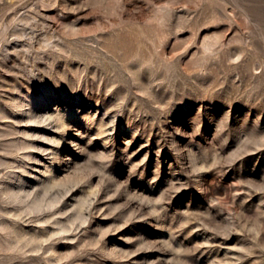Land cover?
<instances>
[{
  "label": "rangeland",
  "instance_id": "obj_1",
  "mask_svg": "<svg viewBox=\"0 0 264 264\" xmlns=\"http://www.w3.org/2000/svg\"><path fill=\"white\" fill-rule=\"evenodd\" d=\"M0 264H264V0H0Z\"/></svg>",
  "mask_w": 264,
  "mask_h": 264
},
{
  "label": "bare ground",
  "instance_id": "obj_2",
  "mask_svg": "<svg viewBox=\"0 0 264 264\" xmlns=\"http://www.w3.org/2000/svg\"><path fill=\"white\" fill-rule=\"evenodd\" d=\"M33 101L31 100L29 103L31 104ZM16 106H19V104H16ZM44 115V114H43ZM67 113H62L60 111H57L56 114H54L53 112L52 113H48V115H46V117L44 118L45 120L48 119V118H54V120L56 121V126L57 127H60V126H65L66 123L68 122L67 120ZM28 120H34V121H41L38 119L37 115L35 114H31L29 117H28ZM27 146H31V144H26V147ZM26 155H29V152L26 153ZM25 170V168H23ZM47 170H52L51 167H49ZM54 185V183L52 181H50V179L47 181L46 184H44V191H48L49 187H52ZM5 192L9 195L11 193V190L10 188H6ZM22 193H24L25 196L27 197H32L33 201H36V202H40L42 200V198H40L39 196V193L36 192L35 190H30V189H27L26 188V185L24 183H21L18 185V190L15 191V193L12 194V199H19L21 198V200H24L23 195ZM57 199H53L52 201L49 202V206H52L54 205V203H56ZM65 227L62 226L60 229H64Z\"/></svg>",
  "mask_w": 264,
  "mask_h": 264
}]
</instances>
